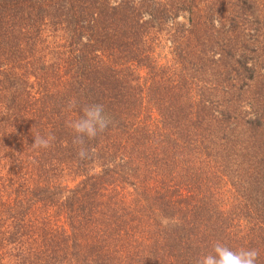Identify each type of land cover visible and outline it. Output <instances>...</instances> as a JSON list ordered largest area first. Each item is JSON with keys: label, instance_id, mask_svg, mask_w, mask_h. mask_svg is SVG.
I'll return each instance as SVG.
<instances>
[{"label": "trees", "instance_id": "trees-1", "mask_svg": "<svg viewBox=\"0 0 264 264\" xmlns=\"http://www.w3.org/2000/svg\"><path fill=\"white\" fill-rule=\"evenodd\" d=\"M71 97L113 120L84 160ZM217 241L264 264V0H0V264H196Z\"/></svg>", "mask_w": 264, "mask_h": 264}, {"label": "clouds", "instance_id": "clouds-1", "mask_svg": "<svg viewBox=\"0 0 264 264\" xmlns=\"http://www.w3.org/2000/svg\"><path fill=\"white\" fill-rule=\"evenodd\" d=\"M68 111L79 108L81 115L78 118L65 121V127L73 133L72 144L76 148L79 159L89 158L92 149L87 142L95 140L105 133L113 123L110 115L101 103H87L81 105L76 97H71L66 104ZM56 137L49 133L46 136L35 135L32 147L34 149H48L52 147ZM259 251L256 248H240L233 250L225 243L217 241L211 252L201 255L196 264H256Z\"/></svg>", "mask_w": 264, "mask_h": 264}]
</instances>
